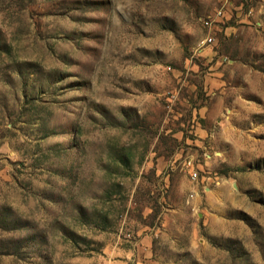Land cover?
Listing matches in <instances>:
<instances>
[{"label":"rangeland","instance_id":"rangeland-1","mask_svg":"<svg viewBox=\"0 0 264 264\" xmlns=\"http://www.w3.org/2000/svg\"><path fill=\"white\" fill-rule=\"evenodd\" d=\"M0 264H264V0H0Z\"/></svg>","mask_w":264,"mask_h":264}]
</instances>
